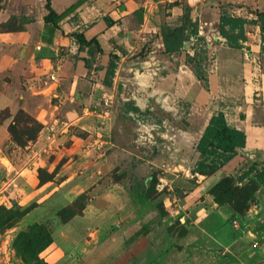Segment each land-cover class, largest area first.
<instances>
[{
    "label": "crops",
    "instance_id": "0c3cea01",
    "mask_svg": "<svg viewBox=\"0 0 264 264\" xmlns=\"http://www.w3.org/2000/svg\"><path fill=\"white\" fill-rule=\"evenodd\" d=\"M182 2L50 0L57 15L75 8L55 28L44 22L49 13L46 0H0V26L11 17L31 21L20 31L0 29V115L8 112L0 121V158L16 173L18 183L27 179L34 189L32 164H37L49 143L58 149L74 127H80L84 135L76 140L82 155L93 153L103 161L106 152L112 155L119 146L131 152L123 143H116L121 142L117 137H123L124 128L133 124L121 119L123 104L130 102L142 113L149 106L151 110L164 108V92L169 87L168 99L181 98L180 85H189L186 90L191 91L188 81H198L185 68L183 55L164 54L160 31L163 24H173L182 15ZM185 4L191 17L198 20L199 36L205 40L209 57L213 55L208 89L198 82L199 90L191 102L189 133L196 134L198 141L210 117L222 112L229 126L246 135L245 147L207 177V186H211L222 176L238 173L240 177L252 165L256 170L264 165V53L259 27H245L246 41L227 40L219 34L220 6L228 5L232 16L255 19L256 12L264 13V0H195ZM81 30L86 41L96 40L98 46L79 50L73 33ZM110 54L118 60L114 76L106 84ZM199 108L209 110L207 117L197 115L203 113ZM13 120H26L38 132L35 140L22 148L14 146L7 155ZM135 136L126 137L125 142L130 144ZM61 186L55 190L60 191ZM248 203L245 212L233 218L229 211L213 205L209 212L218 225L194 227L202 233L201 252L206 264H264L262 186L255 187ZM70 226L72 223L65 225Z\"/></svg>",
    "mask_w": 264,
    "mask_h": 264
},
{
    "label": "rangeland",
    "instance_id": "374dc122",
    "mask_svg": "<svg viewBox=\"0 0 264 264\" xmlns=\"http://www.w3.org/2000/svg\"><path fill=\"white\" fill-rule=\"evenodd\" d=\"M188 82L191 91L180 85L181 98L168 99L170 87L165 90L164 108L128 114L133 106L123 104L120 117L133 124L115 142L131 152L115 146L103 161L82 155L76 140L84 135L74 127L58 149L49 143L32 164L34 189L27 179L18 183L0 158V264H206L202 233L194 227L218 225L209 212L213 205L231 215L243 213L254 182L240 181L236 173L207 186L208 176L193 173L198 141L189 133L190 107L199 85ZM199 111L202 119L209 113ZM6 117L2 113L0 121ZM13 126L7 155L37 135L26 120ZM132 135L137 139L126 143Z\"/></svg>",
    "mask_w": 264,
    "mask_h": 264
},
{
    "label": "trees",
    "instance_id": "16d2710c",
    "mask_svg": "<svg viewBox=\"0 0 264 264\" xmlns=\"http://www.w3.org/2000/svg\"><path fill=\"white\" fill-rule=\"evenodd\" d=\"M46 8L49 13L44 18V22L53 24L55 28L59 22L75 9L73 7L65 13L57 15L50 7V0H46ZM228 9V5L220 6V36L227 40L246 41L245 27L250 25L258 26L261 34L260 48L261 52L264 53V13L256 12L255 19H243L232 16ZM12 21L18 22V26H11ZM27 22L31 21L23 17H11L7 23L1 24L0 29L3 31H20L23 29V25ZM82 30L73 33V37L79 44V50H83L84 47L89 48L91 45L98 46L96 40L86 41L83 37ZM160 31L164 54L168 56L178 54L184 55V64L188 69V73L193 75L203 89L207 90L209 82L208 71L211 59L206 49L207 45L205 40L199 36L198 20L191 17V9L186 4H183L182 15L173 24H163ZM98 50L102 53L99 47ZM109 57L110 63L104 79L106 84H110V78L114 76L116 61L118 60L114 55L110 54ZM85 63L88 65V61H85ZM132 112L140 114V111L137 108H133ZM3 113H7L8 117V112ZM145 113L148 114L150 111L146 110ZM19 122L21 121L13 120V124H10L11 130L15 128L13 125L15 123L18 124ZM35 138L33 140H35ZM245 144V133L229 126L222 112L212 115L195 147L196 152L198 153V159L194 165L193 173L200 176L213 175L227 165L234 158L237 151L245 147ZM255 167L256 166L252 165L239 177L240 181H244L256 171L255 177L250 179L254 182L253 191L257 186H262L264 188V165L260 170H256ZM248 206L249 203L247 202V207ZM243 213L239 214V212L235 211L231 217L233 218L234 216L242 215Z\"/></svg>",
    "mask_w": 264,
    "mask_h": 264
},
{
    "label": "built area",
    "instance_id": "2783aa9c",
    "mask_svg": "<svg viewBox=\"0 0 264 264\" xmlns=\"http://www.w3.org/2000/svg\"><path fill=\"white\" fill-rule=\"evenodd\" d=\"M183 1H188V2L190 1V2H193V3L195 2V0H183ZM49 147H50V145L46 146L44 151H48ZM255 247H256V244L253 245V248H255Z\"/></svg>",
    "mask_w": 264,
    "mask_h": 264
}]
</instances>
